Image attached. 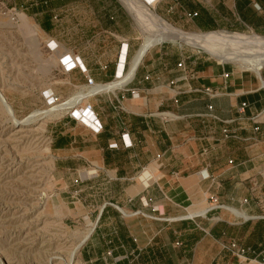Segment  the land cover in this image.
Listing matches in <instances>:
<instances>
[{"label":"crops","instance_id":"crops-1","mask_svg":"<svg viewBox=\"0 0 264 264\" xmlns=\"http://www.w3.org/2000/svg\"><path fill=\"white\" fill-rule=\"evenodd\" d=\"M169 3V13L197 14L191 19L200 31L245 28L264 37V0ZM123 19L116 1L115 35L123 48L110 65L92 68L78 57L87 75L101 80L97 83H113L129 71L131 39L120 30ZM163 43L146 53L126 85L87 99L100 133L82 124L96 127L89 112L77 117L82 123L64 115L49 127L56 186L67 200L79 187L81 207L98 211L91 230L101 222L80 249L78 264H264V123L252 119L264 109L261 82L233 63L197 58L189 61L192 74L186 80L178 67L186 60L161 49ZM206 89L220 95L210 97ZM252 153L255 158H249ZM252 167L261 170L256 199L246 188ZM238 175L246 190L242 197L234 189ZM257 216L260 221H252ZM234 230H244L245 238ZM230 241L245 250V257L225 248Z\"/></svg>","mask_w":264,"mask_h":264},{"label":"rangeland","instance_id":"rangeland-1","mask_svg":"<svg viewBox=\"0 0 264 264\" xmlns=\"http://www.w3.org/2000/svg\"><path fill=\"white\" fill-rule=\"evenodd\" d=\"M116 1L124 17L120 30L131 39L127 70L144 37L155 32L152 26L139 21L140 16L136 18V9L126 6L128 0H0V94L6 101L4 104L0 97V264H70L74 251H77L74 264L81 260L79 251L84 245L81 243L92 231L98 211L81 207L79 187L74 199L67 200L61 195V187L53 179L49 127L70 113L80 118L90 115L82 114L84 107H77L76 103V97L88 93L77 90L86 84L88 74L78 57L83 56L85 66L97 68L99 62L110 65L116 54L120 56L123 42L116 41ZM142 3L150 7L145 0ZM169 5V0L160 3L152 0L151 4L156 6L153 11L158 16L186 33L254 34L264 39L245 28L200 31L184 11L169 13ZM161 42H164L161 49L175 57L182 55L187 66L193 58L222 62L178 40L166 39L158 44ZM221 47L225 53L235 54L233 59L243 62L249 59L248 62L253 61L251 64L260 63L264 56V49ZM241 68L249 71L247 67ZM103 84L106 85L99 83ZM255 157L256 153L249 155ZM260 173L254 167L249 171L246 188L254 199ZM237 179L234 189L242 197L246 190L240 186V175ZM258 217L252 221H260ZM100 225L99 221L91 237H95ZM233 232L240 239L245 238L244 230ZM105 240L109 236L105 235Z\"/></svg>","mask_w":264,"mask_h":264},{"label":"bare ground","instance_id":"bare-ground-1","mask_svg":"<svg viewBox=\"0 0 264 264\" xmlns=\"http://www.w3.org/2000/svg\"><path fill=\"white\" fill-rule=\"evenodd\" d=\"M145 1L149 5L152 4V0H145ZM142 2H144V0ZM142 2L140 0H128V2H126L127 4L125 2H124V4H126V6H129L130 9H131V7L135 8L136 9V18H138V16H140L139 21H141L142 24H144V22H145V23L149 24L150 26H152L155 29L154 30L155 32L149 36L147 34L144 37V40H143V43H142L140 49L137 51L133 60L131 61L129 71L127 72V74L123 75L121 78L114 81L113 83L106 84V85H104V84L98 85L94 88L95 90L114 91L117 88H121L124 85H126L129 81H131L134 74L136 75V72H137L141 62L145 59V57L147 55L146 53H148L150 49H152L154 46H156L158 44V42H160L162 40H166V39L178 40V41H180V42H182L188 46L206 51L219 61L231 62L233 64H237V65L244 67V68L247 67V68H249L250 72L254 73V75L257 76V78L261 82V87H263V78H262L261 71L264 68V56H263L262 61L260 63L251 64L253 61L250 63V62H248L249 59H247V62H243L244 60L239 61V60L233 59L234 57L232 58V56H234L235 54L231 56V55L225 53L223 51V49L221 50L220 48H222L221 46H224L225 48H230V49L231 48H236V49L238 48L239 49L241 47H244V48H257V49L261 50V49H264V39H261V38L255 36L254 34H252L250 36L231 35V34L223 33V32H217V33L213 32V33H211V34L209 33L207 35H205L203 33L189 34V33H186L184 31H181V30L176 29L173 26H171L163 18L158 16L153 11V9H151L150 7H148V5H146L145 3H142ZM152 27H151V29L148 28V32H149V30H152ZM91 91H93V90L88 89L87 90L88 93H86L84 96H80L78 99L76 97L77 102H76V100H74L75 99V97H74L72 99V102L75 101L78 105L82 104L81 106L84 107L87 104V99L90 97ZM0 97H2L3 102L5 104L6 101L4 100L3 96H1V94H0ZM70 102L67 104L71 105L72 103H70ZM75 102H73V103H75ZM6 105H8V104H6ZM6 105H5V107L7 108L8 106H6ZM58 106H57V108H58ZM53 109H56V108L53 107ZM8 111L11 112L10 109ZM50 112H51V108H50ZM46 114H49V113H46ZM35 115H37V114H35ZM12 117H13V115H12ZM31 118H32V116H31ZM228 208H231V207H228ZM231 209H233V208H231ZM233 210L237 214L247 218V216L244 213H242L241 211L236 210V209H233ZM92 233H93V230L90 231V234L87 236V238L84 239V241H83V243H81V245L85 244L88 241V239L91 237ZM80 246H78V247L80 248ZM76 252L74 251V253H72V256L70 259V264H74ZM237 256L240 258H243L242 256H239V255H237Z\"/></svg>","mask_w":264,"mask_h":264},{"label":"built area","instance_id":"built-area-1","mask_svg":"<svg viewBox=\"0 0 264 264\" xmlns=\"http://www.w3.org/2000/svg\"><path fill=\"white\" fill-rule=\"evenodd\" d=\"M156 1H157V3H160V2H162V1H164V0H156ZM255 7H256V9L260 10V7H259L257 4L255 5ZM196 15H197V14H187V16H188L189 18H193V17L196 16ZM250 33H255V32H254V31H251ZM126 64H127V63H125V66H126ZM81 67H82V66H81ZM178 67H179L181 70L184 71V73H185V77H184V78H185L186 80L190 79L189 76H191L190 74H192V73L189 72V70H188V68H187V65H186L185 61L180 62V63L178 64ZM74 68H75V67H74ZM118 68H119V64H118V66H117V72H118ZM125 68H126V67H125ZM82 69L85 70V71H87L86 67H85V69L82 67ZM102 69H103V70H106V69H107V66H103ZM263 69H264V68H263ZM263 69H262V70H263ZM71 70H72V69H71ZM69 71H70V70H69ZM261 74H262V78H263V87H262V88L264 89V74L262 73V71H261ZM116 78H117V74L115 75L114 80H115ZM147 79H149V77H147ZM86 80H87V81H86V84H85L86 88H87V89H91V90H93V91H91V93H90V97H94V96L100 95V94L103 92L102 90H95V89H94L96 86L99 85V83H97V82L94 80V78H92L91 76L87 75V76H86ZM125 88H126V87H124L122 90L125 91ZM131 91H132L133 96L138 95V91H137V90H131ZM206 94L209 95L210 97H217V96L220 95V93H219L218 91H215V90H213V89H206ZM49 99H50V98H49ZM79 106H81V104H79L77 107H79ZM246 107H247V104H246V103L242 104V106H241V108H240V112H241L242 114L245 113V109H246ZM84 110H85L86 112L93 113L94 119H93L92 121H93V123L96 125L95 128H93V127L90 126V125H87V124H85V123L80 122V119L77 118V117H74V115H72L71 113L69 114V116H70L71 118H74L75 120H77L79 123H82V124H84L85 126L91 127V129H92L93 132H95V133H100V132L102 131V125H101V123H100V120L98 119V115L95 113V111H94V109H93V106H92L91 104H88V103H87V104L84 106ZM214 118L218 119L217 117H214ZM252 119H253V121H254L256 124H263V123H264V109H262L261 111H259L258 113H256ZM256 130H259V127H256ZM224 133H225V137H229V135H230V131H229L228 129H225V130H224ZM94 175H95V174H93V176H94ZM208 178H210V175L208 176ZM76 183H79V180H76ZM78 193H79V192L76 191V192H75V195H78ZM225 248L229 249L233 254H240L242 257H245V256H244V255H245V250L239 248V246H238V244H237L236 241H230V242L225 246ZM108 255H111V252H109Z\"/></svg>","mask_w":264,"mask_h":264},{"label":"trees","instance_id":"trees-1","mask_svg":"<svg viewBox=\"0 0 264 264\" xmlns=\"http://www.w3.org/2000/svg\"><path fill=\"white\" fill-rule=\"evenodd\" d=\"M207 32H210V31H207Z\"/></svg>","mask_w":264,"mask_h":264}]
</instances>
